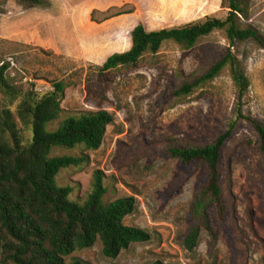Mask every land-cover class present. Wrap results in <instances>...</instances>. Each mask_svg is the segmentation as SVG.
I'll return each instance as SVG.
<instances>
[{"label":"rangeland","instance_id":"rangeland-1","mask_svg":"<svg viewBox=\"0 0 264 264\" xmlns=\"http://www.w3.org/2000/svg\"><path fill=\"white\" fill-rule=\"evenodd\" d=\"M34 6L0 0V66L8 63L12 83L40 96L52 82L67 87L63 114L49 124L54 130L68 115L107 111L106 127L95 151L52 150L51 156L85 155L79 168L61 170L58 187H68L69 201L82 204L93 173L103 174L105 202L133 197L135 208L123 223L144 230L149 240L130 244L115 259L101 254L96 242L66 258L83 264H264V167L257 138L248 123L236 122L222 150L220 186L227 208L224 222L215 207L207 210L213 236L200 232L187 251L182 237L199 177L204 170L182 167L165 156L171 142L210 144L236 120L237 99L229 71L179 100L169 94L202 74L230 48L249 81L241 111L264 123V0H250L245 27L263 37L229 44L223 31L198 41L190 51L165 44L145 55L135 68H119L96 82L95 69L109 56L130 47L132 30L170 29L228 14L223 0H42ZM0 101V108H2ZM14 111V106L11 108Z\"/></svg>","mask_w":264,"mask_h":264},{"label":"trees","instance_id":"trees-1","mask_svg":"<svg viewBox=\"0 0 264 264\" xmlns=\"http://www.w3.org/2000/svg\"><path fill=\"white\" fill-rule=\"evenodd\" d=\"M34 6L42 0H16ZM250 0H223L229 11L225 19L208 18L201 23L147 32L137 25L131 33L128 50L114 53L95 69L96 82L119 68H135L145 55H156L165 44H174L190 51L198 41L215 31H223L229 44L252 40L263 44L257 30L245 27L241 19L249 18ZM229 71L237 99L236 120L205 146L171 142L165 156L189 169H203L193 193L188 230L182 237L184 248L191 252L197 246L200 232L210 236L207 210L215 207L224 222L227 208L220 186L222 150L233 136L238 120H244L254 134L264 167V123L243 115L241 102L249 81L240 61L228 48L192 81L182 84L169 94L179 100L215 79L223 70ZM8 63L0 66V264H83L78 259L69 262L72 253L101 245V254L115 259L130 244L144 243L149 235L142 229L126 226L124 219L133 213V197L105 202L103 174L95 171L86 200L78 205L69 201L71 189L58 187L57 174L67 168H79L88 158L51 156L52 150L95 151L102 144L106 127L113 123L107 111L82 112L65 116L54 130L50 123L61 118L60 107L67 85L52 82V90L42 95L30 89H19L6 74ZM14 106V111L11 109ZM152 264H164L160 261Z\"/></svg>","mask_w":264,"mask_h":264},{"label":"crops","instance_id":"crops-1","mask_svg":"<svg viewBox=\"0 0 264 264\" xmlns=\"http://www.w3.org/2000/svg\"><path fill=\"white\" fill-rule=\"evenodd\" d=\"M128 49H129V48H128ZM128 49H127V50H128Z\"/></svg>","mask_w":264,"mask_h":264}]
</instances>
